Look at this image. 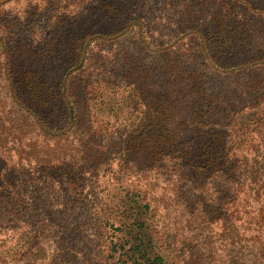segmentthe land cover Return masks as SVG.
<instances>
[{
  "label": "trees",
  "instance_id": "obj_1",
  "mask_svg": "<svg viewBox=\"0 0 264 264\" xmlns=\"http://www.w3.org/2000/svg\"><path fill=\"white\" fill-rule=\"evenodd\" d=\"M17 2L0 0V264H264V0ZM129 38L170 65L102 57Z\"/></svg>",
  "mask_w": 264,
  "mask_h": 264
},
{
  "label": "rangeland",
  "instance_id": "obj_2",
  "mask_svg": "<svg viewBox=\"0 0 264 264\" xmlns=\"http://www.w3.org/2000/svg\"><path fill=\"white\" fill-rule=\"evenodd\" d=\"M35 2H38L40 5V0H18L17 3H13L10 4L8 6L9 8V12H11V16H17L20 17L21 19H24V12L26 11L27 8H29L30 6H32ZM67 13L69 14V12L74 11L72 7H68L67 9ZM42 20V18H41ZM36 31H39L40 27H36L35 28ZM162 35H164L163 39H170L172 37V32L168 31L167 28H164L163 30H161ZM173 39V38H172ZM107 48H103V50L100 52L102 57L105 56L106 59H108L109 57H111V55L114 56L115 60H121L123 57H132V58H136L139 63L141 65L144 66H149L150 68L155 69L156 71L159 69H164L165 67L170 65V62L168 60V57L165 56H159V55H154L151 53H145V51L140 52V45L136 44V40L135 39H119L115 42L112 43H108L106 44ZM173 51V50H172ZM170 51V52H172ZM137 56V57H135ZM58 61L62 62V65H58ZM67 63V61L64 59H59L57 61H55L54 63H51L52 67H53V72L54 73H58V75H56L57 77L61 74V70L62 68L65 66V64ZM61 67V70L59 71L58 68ZM53 77V75L51 76ZM202 77L203 78H207L209 79V83L217 86H221V87H233L232 85L237 81V80H233L232 78H225L223 79L222 76H216L213 73L211 74H204L202 73ZM51 79V78H50ZM208 82H206V84H209ZM223 85V86H222ZM227 88V87H225ZM119 157V153L117 152V150H112L109 152L108 155V159H107V164L105 166H103V169L99 171V188L98 190H103L102 193H99V197H101L102 199H108V198H113L114 195L117 194V191L114 189L113 187H109L107 188V182L106 179L109 178L110 176V171L115 167V163ZM114 161V162H112ZM107 188V189H106ZM108 191V192H107ZM78 214V210L74 209L73 212L71 213V216H75ZM113 230L109 229V228H104L103 229V238L101 239L102 242L98 243L99 247H101L102 249H106L108 247V243L110 240V235H112ZM96 243V241H94ZM44 248V252L45 253V258L41 259V260H45L46 257L49 255L50 249H51V243L47 242L45 244Z\"/></svg>",
  "mask_w": 264,
  "mask_h": 264
}]
</instances>
